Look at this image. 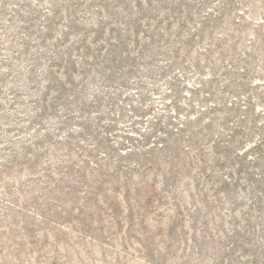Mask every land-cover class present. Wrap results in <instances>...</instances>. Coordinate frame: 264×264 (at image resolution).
<instances>
[{"label": "rangeland", "instance_id": "rangeland-1", "mask_svg": "<svg viewBox=\"0 0 264 264\" xmlns=\"http://www.w3.org/2000/svg\"><path fill=\"white\" fill-rule=\"evenodd\" d=\"M137 1L0 0V264H264V175L209 191L195 165L141 157L138 133L167 114L168 84H192L191 65L208 60L205 39L176 43L208 10L180 0L171 15L177 0ZM231 6L212 32L213 58L229 60L236 102L264 127V0ZM63 10L76 22L56 42ZM81 36L94 40L88 52L70 46ZM67 51L87 53L75 57L83 74L41 109L48 60Z\"/></svg>", "mask_w": 264, "mask_h": 264}, {"label": "trees", "instance_id": "trees-1", "mask_svg": "<svg viewBox=\"0 0 264 264\" xmlns=\"http://www.w3.org/2000/svg\"><path fill=\"white\" fill-rule=\"evenodd\" d=\"M135 2L137 5L135 3L134 7L138 9L139 1ZM144 2L150 5L149 0ZM210 2L212 1H203L202 6L208 11L196 23V27L192 29L194 32H189L181 42H176L186 48L195 40L205 39L206 47L201 49L205 55L199 56H207L208 60H204L206 64L202 62L204 64L202 66L197 59L191 65L192 74L195 76L192 84L183 83L182 79L177 77L172 79L168 84L169 95H166L170 97V105L163 109L167 114L150 121L145 130L141 134L138 133V137L141 138L139 143L143 150L141 155L143 160L151 162L156 152H162V157L170 164L184 161L190 166L195 165V177L198 176L199 179L200 176L205 181L213 179L207 190L221 192L233 186V182L237 180L249 181L253 175L258 176L253 172L254 169L259 171V175H264V127L253 123L249 126L246 106L236 102L232 66L226 65L229 60L224 61L225 58L218 57L219 53L213 58V49L216 46L212 32L224 15L233 14L231 8L233 0H223L217 9L209 8ZM238 3L241 5V2ZM182 4L177 0L174 5L167 7V12L171 15L177 13ZM50 6L52 8L47 12L49 21H52V18L58 16L59 6L57 4ZM67 13L68 10H63L68 20L62 24L63 32L55 38L56 42H63L69 34L68 30L70 31L76 22L75 13L73 11ZM189 15L191 14L187 12L184 22H190ZM96 21L93 26L102 27ZM51 32L52 27L47 24L40 34L51 36ZM173 37L180 40L178 34H174ZM85 40V36L74 38L70 46H73L77 53L78 49H75V46L80 47L81 51L88 52V46L94 45V40L92 38L89 41ZM104 43L107 44V41ZM134 43L138 44L137 40H134ZM67 50H70V47H67ZM77 53L72 56L71 51L60 52L48 60L45 84L38 96V103L42 104L41 109L51 107L65 98L67 87L73 86L75 76L83 74L82 63L77 60L87 61V53L80 56H77ZM91 56L95 57L93 54ZM206 66L208 74L203 70ZM242 85L239 84V87ZM253 133L261 137L258 143L250 142ZM129 152L137 153L131 149ZM172 171L169 170V173L173 174ZM193 180L194 188H197L195 178ZM262 253L264 256V245Z\"/></svg>", "mask_w": 264, "mask_h": 264}]
</instances>
